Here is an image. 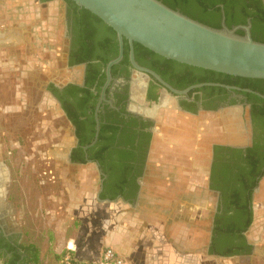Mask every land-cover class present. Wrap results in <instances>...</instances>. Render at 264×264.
Instances as JSON below:
<instances>
[{
	"label": "flooded vegetation",
	"instance_id": "obj_1",
	"mask_svg": "<svg viewBox=\"0 0 264 264\" xmlns=\"http://www.w3.org/2000/svg\"><path fill=\"white\" fill-rule=\"evenodd\" d=\"M49 1H58L59 3L55 23L60 18L63 19L66 70L71 72L77 69V78L69 79L62 83L56 82L53 80L52 73H36L30 64L25 68L20 67L21 55L18 58L16 57L14 63L17 70H23L26 74L33 75L36 82H41L43 76L48 77V80H45V99H53L52 101L58 104L62 115L65 116L70 124L71 130L64 132L58 147L53 150L54 153L56 152L55 156L63 159L66 164L75 167L86 164L93 165L97 172L96 180L93 179L94 183L98 184L99 197L100 193L105 191L107 194L116 193L115 197L118 198L135 200L140 191V180L146 170L149 151L153 146L163 143L159 135L186 133L194 136V140L190 137L185 138V143L190 144L192 141L195 143V139L198 137L196 135H201L205 129L202 127L198 131L191 130L188 122L191 119L188 117H182L185 119L184 121L179 118L182 126L177 127L176 130L171 124L165 123L166 117L165 122L159 117L157 118L156 113L164 111L162 104L166 101L160 97L162 89L173 97L174 103L172 104L174 107L176 105L181 112L189 116L210 115L227 106L241 105L245 109L244 116H248L250 121L248 142L244 143L246 145L230 146L217 142L212 144L209 141V137H203L202 139L198 137V139H201V142L205 145L209 144L212 150L208 188L216 202L213 211L209 212L210 216L208 217L212 223V227L210 226L211 231L207 234L209 250L212 245L228 249L229 247L239 248L244 243H247L251 245L252 251V244L247 237V230L252 222L247 228H244L246 213L244 208L236 206L234 202H245L253 212V197L261 175H259V172L249 171L248 161L243 158L255 142L259 143V151L256 156L263 157L261 152L264 151V129L261 128V123H259V126H254L252 110L253 106L256 109L262 108L264 102L255 97L250 100L245 93L250 91L239 89L232 91L225 87V90L214 89L209 87V85L193 87L196 83L180 86L181 83L188 79V76L198 75L197 70L175 62L166 63L164 59L148 54L143 49L138 48L137 52H135L134 42L135 59L140 65L156 71L149 64L155 65L165 73L166 77L164 78L161 73L156 72L174 88L180 90L189 88L187 92L173 94L170 89H166L159 84L152 75L132 65L129 59L130 44L127 39H124V56L111 67L112 77L108 81L107 63L118 54L113 51L115 40H117L116 32L114 34L107 32L102 22L93 24L90 31L91 34H84L83 29L79 33L75 32V23L77 21L80 22V20L83 21L81 17L83 12L82 7L73 5L69 0H39L42 7L45 8L44 17L36 23L30 22L28 24L26 27L27 41L19 44L15 40L13 41L12 35L10 36L12 38L10 41L7 40L0 43L1 52L6 49L5 53H7L13 49L27 53L28 51L30 52L31 46L36 48V52H42V60L43 58L46 60V64H39L41 67L40 71L45 70V66L48 63L51 64V61H53L51 32L53 24L48 20L43 23V18L45 19V14L49 10L48 7L46 8V4ZM15 13L19 15L18 10ZM16 19L17 17L12 20L10 25L6 24V22L0 23V32L10 35L7 34L8 30L18 24ZM36 26L47 32L42 33L44 36L43 41L47 40L45 43L43 41H40V43L36 42L33 28ZM252 27L253 22L251 30ZM126 44L128 45V59L125 56ZM34 55L32 54L29 58ZM152 82L158 85L155 93L156 97L154 98L150 97L154 89ZM133 87L144 92L146 101H148L147 104L132 100ZM69 116H78V123H73ZM97 122H99L100 129L96 138ZM70 137H73V139H70ZM84 139L87 140V143H84ZM69 141L72 143V147L68 151ZM58 148L59 151L57 150ZM74 156L83 157L84 160H75ZM2 158L0 156V198L3 194V186H7L9 181ZM50 163L52 164V162ZM259 167L264 168L262 164ZM44 173H51V170ZM255 181L256 183L251 187L252 190L250 191L247 183H254ZM212 184H215V186L212 187ZM135 185H137L136 189L134 188ZM0 214L2 213L0 212ZM194 221L196 222V218H194ZM229 227L233 230H229ZM16 241L17 234L7 232L0 216V258H4L2 256L3 249L8 253L7 258L9 260L12 259L11 262L16 258V248H14ZM250 252L240 251L235 254H249Z\"/></svg>",
	"mask_w": 264,
	"mask_h": 264
},
{
	"label": "crops",
	"instance_id": "obj_2",
	"mask_svg": "<svg viewBox=\"0 0 264 264\" xmlns=\"http://www.w3.org/2000/svg\"><path fill=\"white\" fill-rule=\"evenodd\" d=\"M58 4V1H49L46 4L49 10L45 14V19L43 18V23L46 20L51 22L57 20ZM42 9L39 0H0V23L6 22L10 25L16 17L18 21L16 26L8 30L7 34L10 35L0 32V43L10 41L12 35L13 41L19 44L25 43L26 27L30 22L36 23L44 17ZM17 10L19 15L15 13ZM33 28L36 42L40 43L44 39L42 33L47 32L37 26ZM6 51L5 49L2 52ZM38 52L30 57L28 64L36 73L54 74L56 64H53V61L51 64L47 62L45 70H39L41 68L39 64H46V60L44 58L42 60V55ZM28 64H21L20 67L25 68ZM160 97L166 101L162 104L164 111H158L156 117L163 122L167 118L165 123L174 126V130L182 126L180 120L182 117H188L191 119L188 121L191 130L198 131L202 127L205 128L201 135L196 136L201 139L209 137L212 144L217 142L238 146L246 145L244 143L248 142L250 121L248 116H244L243 106L232 105L210 115L189 116L181 112L176 105L174 107L173 97L165 90H161ZM132 100L141 104L148 103L144 92L135 87L132 89ZM185 134L159 135L163 143L153 146L149 151L148 163L141 177L140 191L135 200L118 197L110 201L101 200L99 188L97 189V199L99 202L107 203L109 223L113 227L112 231H110L111 227L109 230V233L112 232L109 243L123 254L126 264H247L246 258L255 259L254 264H264V174L260 177L253 197V221L247 230L252 251L249 254L230 256L210 252L207 234L211 231L212 223L208 217L216 202L208 188L212 150L209 144H203L198 137L195 143L192 141L186 144L185 138L190 137L194 140V136ZM71 145L69 141L68 151ZM7 178L9 179V175ZM91 179L93 177L87 180L90 184H92L89 182ZM83 184L85 185L84 181L81 186L68 179L66 191L70 196L66 209L71 210L74 206L85 207L84 200L82 201L85 192ZM9 194L8 185L3 186L0 216L7 232L17 234L14 247L16 258L11 262L12 259L7 258L8 253L3 249L2 259L4 264H30L26 258L25 247L18 240L19 232L22 231L26 221L23 222L20 218L18 200H10ZM71 217L72 214L66 218L68 222L66 228L71 224ZM194 218L196 222H193ZM121 235L128 241L125 245L121 244ZM162 236L164 238L168 236V239L163 241ZM68 244L75 248L73 255L78 259H97V261L100 259V255L87 251L74 236H68L62 241V253L67 250ZM138 250L141 253L137 252Z\"/></svg>",
	"mask_w": 264,
	"mask_h": 264
},
{
	"label": "rangeland",
	"instance_id": "obj_3",
	"mask_svg": "<svg viewBox=\"0 0 264 264\" xmlns=\"http://www.w3.org/2000/svg\"><path fill=\"white\" fill-rule=\"evenodd\" d=\"M42 11L44 14L45 8ZM55 22L51 23L52 60L58 71L52 75L54 81L62 83L76 79L78 71L66 70L64 23L61 18ZM24 53L13 49L7 53L0 51V156L9 175V198L18 200L20 218L27 222L19 232L18 240L23 246L33 244L37 248L39 260L30 264H62L61 245L68 236L76 237L87 251L101 257L107 247L114 245L109 243L112 232L109 233L107 203L99 202L96 196L98 184L94 179L97 172L93 165L75 167L55 156L53 150L71 127L58 104L53 99H45L48 77L43 76L41 82H36L33 75L16 69V57L21 55L23 65L28 64L29 56L37 54L36 48L31 46L30 52ZM49 170L51 173H44ZM92 177L90 184L87 180ZM68 179L80 185L85 182L82 196L85 207L66 209L70 196L66 191ZM71 214V224L66 228V218ZM166 239L168 236H162L163 241ZM120 241L124 245L128 242L123 235ZM113 248L117 256L124 259L123 254L115 246ZM245 262L254 264L256 261L246 258ZM0 264H4L2 258Z\"/></svg>",
	"mask_w": 264,
	"mask_h": 264
},
{
	"label": "water",
	"instance_id": "obj_4",
	"mask_svg": "<svg viewBox=\"0 0 264 264\" xmlns=\"http://www.w3.org/2000/svg\"><path fill=\"white\" fill-rule=\"evenodd\" d=\"M73 1L97 15L116 32L118 54L107 63L108 81L112 77L111 67L124 56V39L130 44L129 59L132 65L152 75L173 94L187 92L189 88H174L159 73L140 65L135 59L134 42L180 63L234 76L264 78V42L252 36L251 18H248L247 23L228 26L222 4L221 26L217 27L193 18L179 8H173L163 0ZM239 30L243 33H239ZM202 85L250 91L264 98V93L258 90L221 82H201L193 87ZM99 129L97 122L96 138ZM99 199L103 200L101 197ZM105 199L111 200L109 197Z\"/></svg>",
	"mask_w": 264,
	"mask_h": 264
},
{
	"label": "trees",
	"instance_id": "obj_5",
	"mask_svg": "<svg viewBox=\"0 0 264 264\" xmlns=\"http://www.w3.org/2000/svg\"><path fill=\"white\" fill-rule=\"evenodd\" d=\"M70 3L77 6V4L73 0H69ZM166 4L173 8H179L184 13L190 15L193 18H196L200 21H203L205 23H208L213 26L220 27L221 26V18H222V7L225 10V21L228 26H232L234 24L238 23H246V20L248 17L252 19L253 27H252V36L256 40H260L264 42V0H163ZM82 20L77 21L75 23V32H81V29H83L84 34H91V29L93 27V24L97 22H102V19H100L97 15L89 11L88 9L82 7ZM80 17V18H81ZM105 27V30L110 33H115L114 29L107 24H103ZM79 27V28H78ZM78 29V30H77ZM96 31V30H95ZM239 33H243L242 30L238 31ZM126 40V39H125ZM143 49L148 54L156 55L166 61V63L175 62L179 65L194 68L197 70V74L195 76L189 77L180 84V86H184L186 84L190 83H198V82H207V81H213V82H221V83H227L232 85H238L240 87L244 88H251L254 90H258L262 93H264V78H249V77H242V76H234L231 74H226L223 72H217L214 70H209L201 67L191 66L185 63H180L172 59L165 58L154 51L150 50L149 48L143 46L142 44H139L135 42V52L137 50ZM113 51L115 54L118 53V44L117 40H115V46L113 48ZM125 56L126 59H128V45L125 46ZM139 58V57H138ZM141 59V58H139ZM152 68H154L156 71L162 74V76L165 78V73L155 65L149 64ZM153 86V92L151 93L150 97L154 98L156 97L155 93L158 89V85H155L154 82L151 83ZM209 87H212L214 89H223L222 86H215V85H209ZM248 95V98L251 100V98H257L264 102V98L260 97L259 95H256L251 92H245ZM253 116L252 121L254 126H259V123H261V128L264 129V106L262 108L256 109L255 106H253L252 110ZM259 115V116H258ZM71 121L75 124L78 123V116H69ZM84 143H87V140L84 139ZM259 143L255 142L253 147H250L247 151V155L243 158L245 161H248L249 171L252 172H259V175L264 174V168H260V164L264 166V151L261 152L263 157H257L258 155V149ZM260 153V152H259ZM75 160H84L83 157H77L74 156ZM242 160V158H241ZM256 183H247L248 189L251 191V187ZM215 184H212V187H214ZM134 188H137V185L134 186ZM121 190V188H120ZM116 196V193L113 194H107L105 191H102L100 193L101 198L109 197L113 199ZM234 204L240 208H244V211L246 213V221L244 223V228H247L252 220H253V212L251 208H248L247 204L241 203V202H234ZM229 230H233L231 227H229ZM25 247V253L26 258L28 262H38L39 256H38V250L33 244H28ZM240 251L243 252H250L251 251V245L244 243L242 247L239 248H233L229 247L228 249H222L215 247L212 245L210 247V252L221 254V255H231L238 253Z\"/></svg>",
	"mask_w": 264,
	"mask_h": 264
},
{
	"label": "built area",
	"instance_id": "obj_6",
	"mask_svg": "<svg viewBox=\"0 0 264 264\" xmlns=\"http://www.w3.org/2000/svg\"><path fill=\"white\" fill-rule=\"evenodd\" d=\"M75 248L70 244L62 254V264H126L125 260L117 256L113 247H107L98 261H87L76 258L73 255Z\"/></svg>",
	"mask_w": 264,
	"mask_h": 264
}]
</instances>
